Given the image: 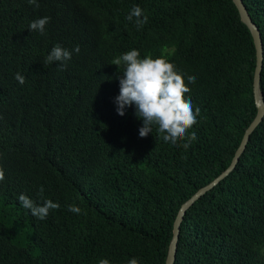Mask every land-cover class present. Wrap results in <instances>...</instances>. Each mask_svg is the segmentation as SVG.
<instances>
[{"label": "trees", "instance_id": "16d2710c", "mask_svg": "<svg viewBox=\"0 0 264 264\" xmlns=\"http://www.w3.org/2000/svg\"><path fill=\"white\" fill-rule=\"evenodd\" d=\"M37 2L0 0V264H165L181 206L229 167L256 116L252 35L232 0ZM242 2L264 52V0ZM133 6L148 17L140 30ZM45 16L44 35L29 31ZM57 44L72 52L64 71L45 64ZM133 49L196 77L187 150L155 128L140 138L134 106L117 115L124 67L111 62ZM259 91L264 102V59ZM20 194L60 207L39 220ZM173 264H264V118L233 171L184 212Z\"/></svg>", "mask_w": 264, "mask_h": 264}, {"label": "clouds", "instance_id": "9594fccd", "mask_svg": "<svg viewBox=\"0 0 264 264\" xmlns=\"http://www.w3.org/2000/svg\"><path fill=\"white\" fill-rule=\"evenodd\" d=\"M30 5L39 7L37 0H28ZM135 18L137 30H140L147 22L139 6H133L130 14L126 17L129 22ZM50 17L34 20L29 25V31L45 34L46 25L50 23ZM80 52V46L76 45L72 50ZM72 57V52L61 47L59 44L52 47L45 59V64L59 62V70H66V62ZM111 65H123L122 75L117 77L119 81V95L114 98L117 115L123 117L127 107L134 106L135 116L142 121L139 128V137L145 138L156 129L159 139L164 143L179 145L187 150L197 140L195 131L189 130L197 124L200 109L193 111L192 102L185 98L190 91L187 84L195 83L194 75L187 76V84L181 73L175 69V65L164 58H140L138 50H131L112 60ZM15 79L23 85L25 77L17 73ZM5 180V172L0 167V183ZM44 188L41 186L38 195L43 196ZM19 204L30 212V215L45 220L50 210L58 209V203L44 200L42 206L36 204L24 194L18 197ZM68 211L80 214L81 209L75 205H68ZM99 264H109L107 259L99 260ZM128 264H139L137 258H132Z\"/></svg>", "mask_w": 264, "mask_h": 264}, {"label": "water", "instance_id": "95a60500", "mask_svg": "<svg viewBox=\"0 0 264 264\" xmlns=\"http://www.w3.org/2000/svg\"><path fill=\"white\" fill-rule=\"evenodd\" d=\"M233 4L235 5L241 21L247 26L249 29L254 46H255V69H254V74H253V98H254V103L256 106V116L253 119V121L250 123V125L247 127L245 130L242 140L240 142L239 147L237 148L236 152L234 153V156L232 158L231 164L229 167L220 175L218 176L212 183L207 185L206 187L200 189L189 201H187L184 205L181 206L177 217L174 221L173 224V238L172 241L169 245L168 252H167V257H166V262L165 264H173L174 259H175V252H176V244L179 236V231H180V224L181 220L183 217L184 212L186 209L199 197L204 195L208 190H210L212 187H214L218 182L223 180L226 176H228L233 169L235 168L236 164L239 161L240 156L242 155L247 141L251 135V133L254 131V129L261 123V121L264 118V102L262 99V95L260 94L259 91V83H260V78H261V71L263 67V59H264V52H263V45H262V40L260 36V32L256 25L252 23L250 16L242 2V0H232Z\"/></svg>", "mask_w": 264, "mask_h": 264}]
</instances>
